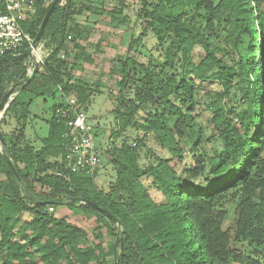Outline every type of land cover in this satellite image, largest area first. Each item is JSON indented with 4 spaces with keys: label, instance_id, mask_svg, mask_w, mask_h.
Listing matches in <instances>:
<instances>
[{
    "label": "trees",
    "instance_id": "1",
    "mask_svg": "<svg viewBox=\"0 0 264 264\" xmlns=\"http://www.w3.org/2000/svg\"><path fill=\"white\" fill-rule=\"evenodd\" d=\"M65 1L40 39L49 37L50 55L0 122L5 149L18 173L0 149V264H30L36 256L42 264H109L115 243L109 249L96 240L84 245L88 232L50 211L64 202L95 216L98 229L109 237L120 236L114 264H261L235 243L264 246V0H139L162 58L143 64L122 56L119 72L113 70L121 76L114 96L119 125L114 135L122 137L134 124L143 136L135 146L111 142L107 152L116 177L107 188L97 184V176L65 170L57 175L66 124L55 116L56 108L73 96L87 110L92 96L102 93L99 83L73 81L69 36L79 50L76 61L94 59L78 42L84 27L72 21L82 9L75 0ZM51 4L36 0L33 18L22 23L32 39ZM124 5L120 0L116 9L121 12ZM29 50L25 43L19 54L0 58V102L11 85L21 88L29 78ZM138 71L135 99L128 100L126 83ZM234 94H241L248 106L232 105ZM36 104L39 118L49 124L40 149L26 140ZM147 104L153 111L144 112L141 122L137 114ZM201 107L203 113H198ZM204 112L210 134L199 121ZM12 120L16 128L7 144L5 127ZM150 133L171 156L141 168L138 149ZM184 139L196 159L183 165L185 176L171 165L174 159L183 161ZM208 143L213 147L210 155L204 149ZM144 176L161 200L152 196ZM232 189L240 192L233 229L224 226L223 212L215 213L222 194ZM32 196L49 202H36Z\"/></svg>",
    "mask_w": 264,
    "mask_h": 264
},
{
    "label": "rangeland",
    "instance_id": "2",
    "mask_svg": "<svg viewBox=\"0 0 264 264\" xmlns=\"http://www.w3.org/2000/svg\"><path fill=\"white\" fill-rule=\"evenodd\" d=\"M53 0H47L48 4H51ZM154 0H148L153 2ZM66 1H62L64 4ZM120 0H75V5L81 8V14H75L72 16V21L81 24L84 27L85 34L78 38V42L86 48V52L92 54L94 59L93 63H83L76 61L75 55L79 54V50L75 48L74 41L69 38L66 42V48L68 50L69 63L72 66L71 76L73 81H82L88 83H99L100 90L102 93L94 95L95 103L85 110L88 116L91 118V124L96 133V142L101 147V165L98 176L96 178L97 184L102 188H107L110 179H115L116 173L112 165L110 164L111 156L107 152L111 142L115 146H121L122 143L133 145V143H139L142 138L143 131H140L136 125L132 124L122 137L114 135L118 129V120L116 117L115 109L117 103L114 99L120 90L116 81L121 80L119 75V69L121 63L119 57L131 56L137 62L147 64L149 61H154L155 58H162L160 51L156 50L154 46V36L150 27L147 26L145 17L143 16L142 10L143 5L139 0H124V6L120 9H116L119 5ZM71 21V22H72ZM147 30V34L143 36ZM45 48H52L49 44V37L39 41ZM167 44V43H165ZM246 42L244 43V45ZM242 56L246 55L245 47L242 46L240 50ZM160 56V57H159ZM133 66V65H132ZM118 70V72L113 70ZM140 71L133 77L132 81L126 83L124 89L125 96L128 100H134L137 92L136 86L140 82ZM13 87H9L10 90ZM17 88V87H16ZM17 89H20L18 86ZM111 93V94H110ZM234 101L231 103L238 108H246L248 106L245 99L241 94L237 96L233 95ZM144 111H139L137 114L138 120L143 122L145 119V113L153 111L152 106L144 105ZM204 107H201L197 112L203 113ZM145 112V113H144ZM235 117V116H233ZM208 117L204 112L199 121L206 128V132L210 134V128L208 127ZM43 125V132L48 131V124L43 121H38ZM37 122V123H38ZM16 128L14 120L5 127L8 132V141L11 132ZM30 132V130H28ZM112 140V141H111ZM181 146L184 152L183 161L174 159L171 165L185 176L182 167L186 163L194 164L196 159L192 158V153L189 151L191 145L187 139L181 141ZM211 143L205 145L204 149L207 154H212ZM0 149L5 147L0 142ZM139 164L141 168H147L150 165L156 164L159 157H170L168 150L164 148L154 133H150L145 142L140 145L139 149ZM101 172V173H100ZM111 174V175H110ZM112 181V180H111ZM143 181L148 186L152 196L156 200H161L162 196L159 191L150 184V179L146 176L143 177ZM240 202V192L236 189H232L222 194L219 202L215 206V213H224V226L227 228H234L235 210ZM56 209L50 211L57 217H65L67 220L82 226L88 232L89 240L84 245L90 244L91 241L102 242L106 249H109L116 240L113 237L106 235L103 229H98V223L96 222L95 216L86 212H76L70 208L66 202ZM58 208V209H57ZM29 217L27 213L24 218ZM99 234V238L95 239V236ZM239 251L245 255L252 256L264 264V246L256 245L249 241H238L235 243ZM109 264H114V257L110 256L108 259ZM30 264H42L38 257L34 259V263ZM239 264V263H231Z\"/></svg>",
    "mask_w": 264,
    "mask_h": 264
},
{
    "label": "built area",
    "instance_id": "3",
    "mask_svg": "<svg viewBox=\"0 0 264 264\" xmlns=\"http://www.w3.org/2000/svg\"><path fill=\"white\" fill-rule=\"evenodd\" d=\"M35 12L36 0H0V58L9 53L19 54L25 43H29L30 55L39 62V67L45 63L51 50L43 47L41 42L33 45L34 39L22 26L24 21L33 18ZM32 66L34 64L30 61L29 76L33 71ZM58 89L62 90L60 86ZM18 93L17 89L11 98L14 99ZM55 116L66 124L63 134L64 155L57 175H61L65 170L69 173L98 176L102 150L96 142L97 135L87 112L80 108L77 99L71 96L56 108ZM135 145L136 143H133V146Z\"/></svg>",
    "mask_w": 264,
    "mask_h": 264
},
{
    "label": "water",
    "instance_id": "4",
    "mask_svg": "<svg viewBox=\"0 0 264 264\" xmlns=\"http://www.w3.org/2000/svg\"><path fill=\"white\" fill-rule=\"evenodd\" d=\"M62 0H54L46 14V16L44 17L43 19V22L41 24V27L37 33V36L35 37L34 41H33V45L37 44L43 33H44V30L47 26V23L50 19V17L52 16L53 12L56 10V8L61 4ZM30 60H31V63L34 64V67H33V71L32 73L30 74L29 78L27 79V81L25 82V84L20 88L18 89V91L22 90L27 84H29L33 78L35 77L36 73L38 72L39 70V62L35 60V58L33 57V55L30 56ZM17 88L16 87H12L10 90L7 91V93L4 95V97L2 98L1 102H0V122L2 120V118L4 117V114L5 112L7 111L8 107L10 106V103L12 102V95L16 92ZM0 142L1 144L6 148V143H5V139H4V136H3V133L1 131V128H0ZM5 157L10 165V167L12 168V170L14 171V173L18 176V173H17V170L12 162V159L9 155V152L7 151V149H5ZM25 189L27 190V188L25 187ZM28 191V190H27ZM33 200H35L36 202H41V203H45V202H49V201H40V200H37L36 198H34L33 196L31 197ZM77 200L81 201V198H77ZM51 202V201H50ZM119 242H120V236L117 237L116 239V243H115V249H114V257L117 258V253H118V245H119Z\"/></svg>",
    "mask_w": 264,
    "mask_h": 264
},
{
    "label": "crops",
    "instance_id": "5",
    "mask_svg": "<svg viewBox=\"0 0 264 264\" xmlns=\"http://www.w3.org/2000/svg\"><path fill=\"white\" fill-rule=\"evenodd\" d=\"M49 49V48H47ZM50 50V49H49ZM30 66V64H29ZM34 66H32L33 68ZM41 68V67H39ZM95 103V100H94V96H92V98L89 100V103H88V108L87 110L89 109V107H91L93 104ZM37 116V117H36ZM40 116V107L36 104L33 106L32 108V115L31 117L29 118L28 120V123H27V128H26V140H27V143H29L30 145L34 146L36 149H40L43 145V139L48 135L49 133V128H48V131L47 132H43V128H44V123L43 125H41L40 122H38L39 120L40 121H43L44 119L42 118H39ZM45 121V120H44ZM38 122V123H37ZM46 122V121H45ZM47 123V122H46ZM48 124V123H47ZM48 127H49V124H48ZM30 130V132L28 131ZM115 172V170H114ZM101 173V172H100ZM111 175V174H110ZM113 180V179H110V181ZM62 204H59L57 205V207L59 208ZM57 208V209H58ZM56 209V208H54ZM61 218H65V217H61ZM67 219V218H66ZM69 222H71L70 220H68ZM73 223V222H71ZM75 224V223H74ZM78 225V224H76ZM80 226V225H78ZM82 227V226H80ZM83 228V227H82Z\"/></svg>",
    "mask_w": 264,
    "mask_h": 264
}]
</instances>
